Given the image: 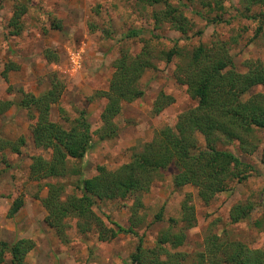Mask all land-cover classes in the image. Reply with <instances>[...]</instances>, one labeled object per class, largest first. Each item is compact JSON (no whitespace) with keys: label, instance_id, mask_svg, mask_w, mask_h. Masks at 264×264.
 <instances>
[{"label":"rangeland","instance_id":"rangeland-1","mask_svg":"<svg viewBox=\"0 0 264 264\" xmlns=\"http://www.w3.org/2000/svg\"><path fill=\"white\" fill-rule=\"evenodd\" d=\"M163 1L183 11L190 22L186 34L171 28L166 21L154 25L153 11L161 9L162 3L0 0V99L13 102L0 113V136L24 138L19 152H0V238L7 242L18 238L32 240L33 248L23 264H128L139 243L153 246L170 219L179 218L180 202L186 192L192 194L196 221L186 230V238L176 251L190 256L201 251L204 236L209 232L264 250V230L253 226L264 213V163L260 161L264 130H255L259 146L251 154L241 152L237 143L228 146L250 164L251 170L246 179L230 181L226 190L207 204L198 199L193 187H173V167L163 170L140 196L141 205L136 212L132 209V197L97 201L93 210L108 227L116 228L117 224L132 228L131 232H121L109 240H100L94 231L78 232L73 219L67 220L65 238L60 239L41 205L40 199L47 190L45 182L65 184L66 192H71L77 175L44 181L29 177L31 157L48 158L49 152L34 145V119L16 105L25 93L38 95L52 82L59 81L63 89L51 107L50 119L69 127L81 111L85 113L92 141L85 155L74 164L86 178L96 173L98 165L115 169L127 162L133 152L152 139L155 131L163 126L173 127L181 112L195 106L196 101L190 98L186 86L176 80L175 72L177 64L198 44L224 42L241 72L246 70V61L259 60L264 64V2L246 10L239 0H220L218 4L213 0ZM21 2L27 10L20 18V31L13 34L8 22L16 4ZM146 45L151 49L153 64L139 80L143 93L122 104L114 118L116 135L100 139V113L105 99L93 94L107 88L113 62L122 50L135 55ZM47 49L55 55L51 60L44 55ZM171 49L179 55L173 54L166 61L163 52ZM6 67L9 69L4 73ZM256 91H264V87H253L249 93ZM160 92L173 101L155 113L153 104ZM17 197L23 204L9 216V207ZM246 200L254 203L249 218L231 222V206ZM1 264H10L9 256Z\"/></svg>","mask_w":264,"mask_h":264},{"label":"trees","instance_id":"trees-1","mask_svg":"<svg viewBox=\"0 0 264 264\" xmlns=\"http://www.w3.org/2000/svg\"><path fill=\"white\" fill-rule=\"evenodd\" d=\"M141 1L150 5L163 4L161 9L153 11L154 25L166 21L182 35L190 29V22L179 7L163 0ZM219 1L213 0L215 4ZM239 2L249 10L264 0ZM26 10L25 3L16 4L8 22L13 34L20 31V18ZM163 53L166 61L173 54L179 55L175 49ZM44 55L49 60L55 56L49 49ZM152 59L151 49L146 45L135 55L122 50L114 60L107 88L93 94L105 99L100 113V139L116 135L114 118L124 102H131L142 95L139 80L144 71L152 67ZM184 60L177 64L175 77L186 86L188 95L196 101L195 106L181 112L173 127L163 126L155 131L152 139L133 152L127 162L115 169L98 165L96 173L90 177H82L81 169L74 164L85 155L92 141L85 113L81 111L69 127L50 119L51 107L60 97L62 84L52 82L42 93H25L16 102L34 119L31 132L34 145L49 152L48 158L41 155L31 157L28 166L30 179L44 181L67 175L78 176L71 192H66L65 184L45 182L46 194L40 199L60 239L65 238L68 219L75 221L78 232L94 231L100 240L131 232V227L117 224L116 228L108 227L94 212L93 205L106 199L132 197V209L136 212L141 205L140 196L169 167L175 170L173 187H193L198 199L205 204L226 190L230 181L247 178L250 164L242 161L228 146L237 143L245 154L255 152L259 146L254 132L264 130V91H249L256 86L264 87V64L259 60L246 61V70L238 71L228 47L221 41L210 45L198 44ZM8 69L6 67L4 73ZM172 101V97L160 92L154 101L153 111L160 112ZM12 104L11 100L0 99V113ZM23 144V137L12 140L0 136V152L9 149L17 153ZM260 161L264 163V147ZM22 204L20 197L15 198L8 215L13 216ZM253 208L254 203L248 200L233 204L229 210L231 222L248 219ZM170 221L168 227L159 232L153 246L145 247L141 243L136 246L128 264H264L263 249H252L240 241L228 240L211 232L204 236L203 249L194 255L176 251L186 238V230L196 221L190 192H186L180 202L179 218ZM253 226L264 230V213L253 222ZM32 248L33 242L29 238L11 242L0 238V264L6 256H9L10 264H23Z\"/></svg>","mask_w":264,"mask_h":264}]
</instances>
